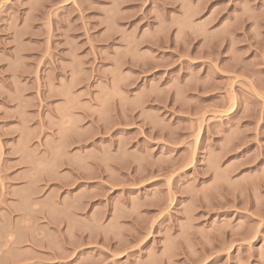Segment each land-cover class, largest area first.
<instances>
[{
  "label": "rangeland",
  "instance_id": "obj_1",
  "mask_svg": "<svg viewBox=\"0 0 264 264\" xmlns=\"http://www.w3.org/2000/svg\"><path fill=\"white\" fill-rule=\"evenodd\" d=\"M0 264H264V0H0Z\"/></svg>",
  "mask_w": 264,
  "mask_h": 264
}]
</instances>
